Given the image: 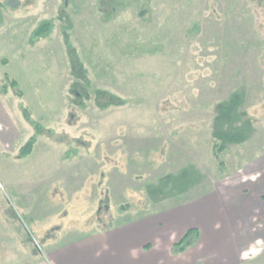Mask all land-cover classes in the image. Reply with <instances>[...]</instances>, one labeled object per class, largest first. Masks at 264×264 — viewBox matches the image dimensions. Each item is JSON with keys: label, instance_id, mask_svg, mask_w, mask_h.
I'll return each mask as SVG.
<instances>
[{"label": "rangeland", "instance_id": "1", "mask_svg": "<svg viewBox=\"0 0 264 264\" xmlns=\"http://www.w3.org/2000/svg\"><path fill=\"white\" fill-rule=\"evenodd\" d=\"M262 61L264 0H0V86L36 122L0 92V264L175 212L191 264L212 231L194 201L264 176Z\"/></svg>", "mask_w": 264, "mask_h": 264}, {"label": "crops", "instance_id": "2", "mask_svg": "<svg viewBox=\"0 0 264 264\" xmlns=\"http://www.w3.org/2000/svg\"><path fill=\"white\" fill-rule=\"evenodd\" d=\"M253 169L255 172L257 166ZM260 169L256 171L260 179L250 180L244 196L237 195L229 202L220 197L224 195L222 191L219 194L216 190L199 202L194 201L198 203L195 207L200 205L195 212L205 219L207 229L212 231L191 264L218 251L221 254L206 264H237L243 252L251 257L255 255L252 251H264V176ZM205 202L211 204L203 207ZM177 213L171 216L173 221L142 216L132 224L62 245L45 260L22 264H186L181 255L173 254V247L187 234L184 231L178 237L172 228L176 226Z\"/></svg>", "mask_w": 264, "mask_h": 264}, {"label": "trees", "instance_id": "3", "mask_svg": "<svg viewBox=\"0 0 264 264\" xmlns=\"http://www.w3.org/2000/svg\"><path fill=\"white\" fill-rule=\"evenodd\" d=\"M47 26L48 25H44L42 27H40L37 32L35 33V39H37L38 37H41L43 35H45L47 33ZM74 62H76V57L73 58ZM264 61H262L261 63L263 64ZM264 68V64L262 66ZM13 90L14 95L18 98L19 103H18V107H19V111L22 115V117L24 118V120L30 124L31 126H35L36 122L33 119V114L30 110V108L24 103L23 99L25 97L24 92L22 91V89L20 88V85L18 83L17 80L12 79L8 74L4 75V78L2 80L1 86H0V92L3 95H8L10 93V91ZM37 143V138L36 137H31L26 144L19 150V152L14 156L16 160H24L27 157H29L35 148V145ZM212 156L213 158L217 161V164L219 166V170L223 171L225 170V163L221 160V152H218V144H214L213 149H212ZM124 210L127 209V207H123ZM191 231L189 233H187L184 238L174 246V248L178 245H180L181 247L179 249H176L178 253H182L185 251V248L182 246L185 241L187 240V238L189 237ZM174 249V253H176Z\"/></svg>", "mask_w": 264, "mask_h": 264}]
</instances>
